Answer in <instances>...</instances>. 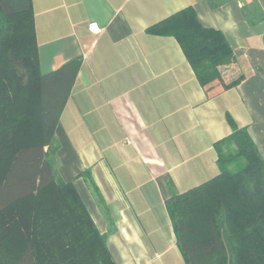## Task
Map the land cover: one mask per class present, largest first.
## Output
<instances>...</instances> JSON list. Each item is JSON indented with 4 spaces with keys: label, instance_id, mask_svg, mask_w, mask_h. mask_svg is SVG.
Returning <instances> with one entry per match:
<instances>
[{
    "label": "crops",
    "instance_id": "obj_1",
    "mask_svg": "<svg viewBox=\"0 0 264 264\" xmlns=\"http://www.w3.org/2000/svg\"><path fill=\"white\" fill-rule=\"evenodd\" d=\"M32 2L41 71L82 56L55 130L59 176L117 264H186L166 200L219 173L228 115L264 157V0ZM187 8L225 33L235 57L221 76L237 85L203 87L175 37L146 32Z\"/></svg>",
    "mask_w": 264,
    "mask_h": 264
},
{
    "label": "trees",
    "instance_id": "obj_2",
    "mask_svg": "<svg viewBox=\"0 0 264 264\" xmlns=\"http://www.w3.org/2000/svg\"><path fill=\"white\" fill-rule=\"evenodd\" d=\"M146 32L175 37L203 87L241 81H223L234 50L193 8ZM81 63L77 56L43 73L32 0H0V235L15 219L27 224L18 248L0 243V264H117L74 183L58 174L55 130ZM227 117L234 147L221 152L219 173L166 200L186 264H264V157L247 128ZM237 159L241 167L230 170Z\"/></svg>",
    "mask_w": 264,
    "mask_h": 264
},
{
    "label": "rangeland",
    "instance_id": "obj_3",
    "mask_svg": "<svg viewBox=\"0 0 264 264\" xmlns=\"http://www.w3.org/2000/svg\"><path fill=\"white\" fill-rule=\"evenodd\" d=\"M230 145L231 146H229V148H227V150L225 152H227V151L229 152L233 149L234 145L232 143ZM241 163H242V161L237 159L235 161L230 162L228 165V168L232 171H236L241 167ZM24 206L25 205H23L22 207H24ZM26 227H27L26 219H24V218L15 219L6 228L4 227L2 234L0 235V243L6 244V245L9 244L13 248H14V246L18 248L19 245H22L21 236L24 235V232L27 229ZM13 256H15V254H13Z\"/></svg>",
    "mask_w": 264,
    "mask_h": 264
}]
</instances>
